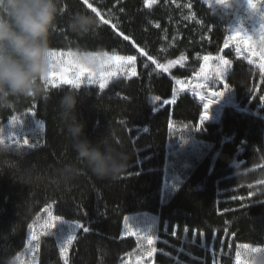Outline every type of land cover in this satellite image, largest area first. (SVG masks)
<instances>
[{
	"label": "trees",
	"instance_id": "trees-1",
	"mask_svg": "<svg viewBox=\"0 0 264 264\" xmlns=\"http://www.w3.org/2000/svg\"><path fill=\"white\" fill-rule=\"evenodd\" d=\"M89 3L100 13L98 34L71 33L69 17L91 9L64 0L52 50L135 56L136 73L117 75L103 89L49 82L47 101L20 98L0 111V128L15 131L11 142L25 153L22 166L41 177L24 185L13 179L19 172L5 168L0 176V264L12 255L17 264H236L244 245L264 243V68L224 51L230 64L208 86H227L234 104L203 123L212 99L175 84L221 49L235 13L203 0ZM175 58L182 65L169 72L158 66ZM69 90L79 94L77 116L92 143L109 131L123 138L131 160L118 180L97 179L80 165L71 184L56 182V170L75 157L58 116Z\"/></svg>",
	"mask_w": 264,
	"mask_h": 264
},
{
	"label": "clouds",
	"instance_id": "clouds-1",
	"mask_svg": "<svg viewBox=\"0 0 264 264\" xmlns=\"http://www.w3.org/2000/svg\"><path fill=\"white\" fill-rule=\"evenodd\" d=\"M241 2L217 0L216 7L231 14L240 10ZM63 8L64 0H0V111L13 109L20 98L49 99L55 68L49 37ZM101 27L93 12L77 11L67 21V29L80 39L97 35ZM78 59L92 72L99 71L95 58L81 53ZM78 98V92L69 90L58 101L59 120L75 157L56 170V182L71 184L81 173L80 165L97 179L116 181L129 169L131 153L123 138L117 141L111 131L95 144L87 138L85 124L77 116ZM24 154L0 128V176L8 168L21 173L13 179L24 185L40 179L33 167L22 166ZM241 255L246 264H264V247L249 246ZM5 264H17L16 257L8 256Z\"/></svg>",
	"mask_w": 264,
	"mask_h": 264
},
{
	"label": "rangeland",
	"instance_id": "rangeland-1",
	"mask_svg": "<svg viewBox=\"0 0 264 264\" xmlns=\"http://www.w3.org/2000/svg\"><path fill=\"white\" fill-rule=\"evenodd\" d=\"M254 3L257 11L264 8L259 4L258 1L254 0ZM241 23L248 30L249 34H252V32L256 29L254 39L250 44L237 45L236 41L234 40L230 41L227 47L225 46V44H223L218 52L206 55L207 57H209L208 60H205L204 58L202 59L201 66L196 73H193L187 78H179L175 80V84L178 87H183L185 88V90L190 91L191 93L197 91L200 95L207 94V96L211 99H213L212 93L214 91H225L223 98L219 99L218 101L219 105H212L210 109L209 119L217 118L220 115V109L223 105L234 104L233 99L228 95V91L225 88L221 89V87H219L217 90H214L210 89L208 86L211 82L217 83L215 76L220 75L221 72L223 74L230 64V59L224 51H233L238 56H247L250 61L258 64L259 66L264 65V48L261 47V44L264 43V37H262L259 29V18L257 19L249 16L244 0H242L241 2L240 10L235 12L234 14L233 27H238ZM229 35H231V32L229 33ZM237 47H240L241 49V52L239 54L236 51ZM249 47L253 49L252 52L247 51ZM56 52L57 56L54 57L55 68L50 78V83L53 85L68 84L73 86V84H93L99 86L101 82H104L106 84L110 79L117 75L129 76L136 73V66L134 63L115 60L116 56L124 57V55L109 52H94L93 54L97 56L96 61L99 66V71L92 72L78 59L81 53L84 52ZM170 61H174L175 63H169ZM223 61H228V64H224ZM121 64H123V67H121ZM160 64H163L168 69L165 72H169L173 67L181 66L182 61L181 59L175 58L158 63V65ZM82 69L83 72H81ZM88 73H91L92 76L95 77V79H90ZM112 73H114V75H111ZM76 76H79V80L76 79ZM66 81H72V83H67ZM216 108H218V110L214 111V109ZM204 114L205 108L202 112V116ZM255 247H264V243L260 246ZM244 250H246V248H244ZM236 264H246L243 255H240L239 259L237 258Z\"/></svg>",
	"mask_w": 264,
	"mask_h": 264
},
{
	"label": "snow or ice",
	"instance_id": "snow-or-ice-1",
	"mask_svg": "<svg viewBox=\"0 0 264 264\" xmlns=\"http://www.w3.org/2000/svg\"><path fill=\"white\" fill-rule=\"evenodd\" d=\"M203 2L205 4H208L209 8H211L214 5H216L217 3V0H203ZM83 3L85 5H87V8L88 9H91V12L95 13L97 16H100V13L97 12L96 8H94L92 6L91 3H89V0H83ZM244 3L246 5V9L248 11V14L250 17H253V18H259V29H260V32H261V35L262 37H264V9H261L259 11H257L256 9V6H255V3H254V0H244ZM187 7H191V4L187 5ZM63 14V10H62V13ZM101 19L103 20V23L104 24H108L109 21L107 19H104L103 17H101ZM159 25H157L158 27ZM113 27H115V25H113ZM229 31L231 32V35H229L225 40H224V44L225 46L227 47V45L229 44V41H236L237 45H240V44H250L253 39H254V35H255V31L256 29L252 32V34H249L248 30L244 27V25L241 23L238 27H230ZM119 35L123 36V39L125 41L129 40L130 37L127 36V35H124L122 32L119 33ZM237 53L239 54L241 52V49L240 47H237L236 49ZM247 51L249 52H252L253 49L251 47H249L247 49ZM53 54H54V57L57 56V52L56 51H53ZM86 55H89L95 59H97V56L93 53H85ZM145 55H147V53H144ZM106 55V54H105ZM135 59L136 57L135 56H116L115 57V60L117 61H126V62H130V63H134L135 62ZM148 59L149 60H152L153 63H156V61L153 59L152 56H148ZM205 60H208L209 57L205 56L204 57ZM169 63H175L174 61H170ZM224 64H228V61H223ZM161 69H163L164 71H167L168 69L163 65V64H160L158 65ZM121 67H123V64H121ZM261 68H264V65H261ZM81 72H83V69L81 70ZM90 79H95V77L92 76L91 73H88ZM111 75H114V73H112ZM76 79L79 80V76H76ZM102 79H106V78H102ZM67 83H72V81H66ZM73 87L76 88V87H79V84H73ZM99 87L101 89H103L105 87V83L104 82H101L99 84ZM225 88H227V86H225ZM225 94V91H214L212 93V96H213V99L210 100L208 103H206L204 105V108H205V114L201 117V122L203 123L204 121H206L207 119H209V116H210V109L212 107V105H214L220 98L221 96H224ZM155 99H159V97H155ZM11 123L13 125H15L16 123V118L13 117L12 118V121ZM39 125L42 124V121H38ZM9 137L10 139H13L15 136H17L16 132L15 131H9ZM24 144L27 145L28 144V140L27 139H24ZM56 219H60L59 217H57ZM56 225L55 224H52L51 227H55ZM77 227L78 228H82L84 232H88L89 229L84 227V225L82 224H77ZM75 231L69 235L67 238H64V243L65 244H71L72 241L75 239ZM32 239H35V237L33 236ZM31 243V241H29ZM148 243L151 244L152 241L151 239L148 240ZM38 247V245H37ZM244 247L247 249L249 246L248 245H244ZM64 249L62 248V251ZM152 251H155V249H153ZM149 255H151V252H149ZM239 253H237V258L239 259ZM65 264H67V260H65Z\"/></svg>",
	"mask_w": 264,
	"mask_h": 264
}]
</instances>
